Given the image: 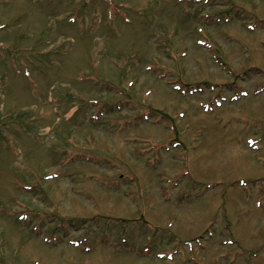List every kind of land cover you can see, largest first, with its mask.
Listing matches in <instances>:
<instances>
[{
    "label": "rangeland",
    "instance_id": "obj_1",
    "mask_svg": "<svg viewBox=\"0 0 264 264\" xmlns=\"http://www.w3.org/2000/svg\"><path fill=\"white\" fill-rule=\"evenodd\" d=\"M110 1L0 0V264H264V0Z\"/></svg>",
    "mask_w": 264,
    "mask_h": 264
}]
</instances>
